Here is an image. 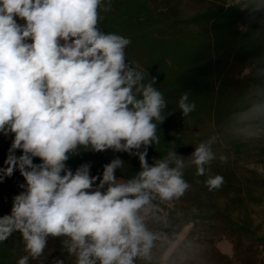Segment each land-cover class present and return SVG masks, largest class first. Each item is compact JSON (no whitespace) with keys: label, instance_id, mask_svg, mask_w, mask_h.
Returning a JSON list of instances; mask_svg holds the SVG:
<instances>
[{"label":"clouds","instance_id":"1","mask_svg":"<svg viewBox=\"0 0 264 264\" xmlns=\"http://www.w3.org/2000/svg\"><path fill=\"white\" fill-rule=\"evenodd\" d=\"M101 7L108 11L110 0H0V134L13 137L0 182L17 170L26 181L0 217V242L22 234L27 254L17 264L40 258L49 237L66 238L75 264H134L153 244L145 226L152 200L179 199L190 187L175 152L147 160L148 147L159 143L153 121L165 120L166 102L155 78L145 84L144 73L126 62L130 39L98 28ZM188 100L187 92L179 100L184 116L196 107ZM212 143L191 153L197 176L216 158ZM81 147L137 156L140 171L118 179L124 161L115 157L102 178L90 175L89 164L73 172L66 162ZM223 182L209 176L206 186Z\"/></svg>","mask_w":264,"mask_h":264},{"label":"trees","instance_id":"2","mask_svg":"<svg viewBox=\"0 0 264 264\" xmlns=\"http://www.w3.org/2000/svg\"><path fill=\"white\" fill-rule=\"evenodd\" d=\"M206 1L209 3L206 8L182 16L178 11V0H110L108 11L103 7L99 9L97 26L105 34L115 33L130 39L131 43L125 48L126 62H131L144 73L145 84L152 83L151 78H155L154 87L162 93L166 104L169 103L165 109L176 107L177 119L195 118L202 108L212 105L226 109L227 90L244 83L249 90L238 100L237 108L243 113L239 122L264 128V0H243L238 4H230L228 0ZM103 3L107 4L109 0H103ZM250 86H253L251 91ZM185 92L189 94L188 102L196 105L187 116L179 108V100ZM254 97L262 109L254 107ZM221 117H225L226 122L233 119H230L229 112ZM153 122L157 126L160 124L159 121ZM158 131L159 128L156 134ZM12 138L0 134V168L6 167L4 161ZM237 143L236 139L232 141L234 150ZM153 150V145L147 149L149 164H152L150 155ZM16 155L21 152L17 150ZM115 157L118 155L111 149L93 152L81 147L76 155L70 156L66 165L75 172L79 166L89 164L90 175L102 178L104 165ZM33 162L41 163L39 158H34ZM258 163L264 166V160ZM139 171L138 157L128 155L115 175L118 179L128 180ZM183 179L190 187L182 197L162 200L157 196L152 200L155 210L149 213L145 226L149 221L156 229L151 232L153 244L147 255L135 258L134 264H162L160 256L167 252L178 231L188 224L191 227L187 234L164 264H258L237 247L232 255L217 248L216 242L221 234L217 229L210 231L209 212L190 196L193 173H184ZM21 184L26 185V181L18 170L0 182V217L10 214L13 198L24 191ZM226 189L229 194L237 195V204L251 208L264 206V177L257 173H251L249 184L230 183ZM160 212L164 213L163 220L154 215ZM65 239L52 237V249L36 260L30 257L29 264H49L51 254L64 264H74L64 245ZM150 251L158 254L159 259ZM24 254L19 231L0 242V264H17Z\"/></svg>","mask_w":264,"mask_h":264},{"label":"rangeland","instance_id":"3","mask_svg":"<svg viewBox=\"0 0 264 264\" xmlns=\"http://www.w3.org/2000/svg\"><path fill=\"white\" fill-rule=\"evenodd\" d=\"M178 1L180 2L178 11L182 16L190 15L209 5L206 0ZM242 1L228 0V3L238 4ZM159 84L163 87L162 82ZM252 87L250 86V91ZM248 90L244 83L234 85L225 93L227 94V110L224 107L218 109L216 105H212L202 108L200 113L191 119H177L175 117L177 116L176 107L164 108L162 115L165 116V120L157 126L159 131L156 135L159 137V143H153L154 150L151 151L150 157L152 163L155 159L164 158L169 152H175L177 156L183 158L185 162L184 173L191 172L194 176V182H192L189 190L190 196L209 212L211 217L208 223L210 231L217 229V233L221 234L220 239L216 242L217 248L222 253L232 255L237 247L239 251L245 252L247 256L260 264L264 261V206L251 208L237 204L235 202L238 200L237 195L229 194L226 189L227 184L230 183L249 184L251 173H257L264 177V166L258 163V161L264 160V128L254 127L250 122H239L240 115L243 113L237 108L238 100L241 94L247 93ZM252 100L255 108L262 109L255 97ZM261 109L259 112L264 110ZM227 112L231 113L230 119L233 118L232 121L226 122L225 117H221ZM164 137L165 139H163ZM234 139L238 140L236 150L231 147ZM209 140L213 141L211 147L216 158L210 165L205 166L209 169L205 175L197 176L196 167L191 164V153L198 144ZM167 146H169L168 149ZM115 153L124 162L127 161L128 153ZM222 155L227 157L226 162L220 160ZM248 161L249 163H247ZM216 175H221L224 182L220 188L209 191L206 180L209 176L214 178ZM154 210L152 206L146 219H148L149 213ZM154 215L158 219H164V213L160 212ZM148 223L146 225L148 231L155 232V227L149 221ZM190 227L191 224H188L178 231L167 252L160 256L162 264L168 260L174 248L184 239ZM52 242V237H50L44 252L52 249ZM150 253L154 258L159 259L158 254L151 251ZM26 254L25 252L24 255ZM53 255L51 254L48 258L49 264H54L57 259ZM72 260L75 264L74 256H72Z\"/></svg>","mask_w":264,"mask_h":264},{"label":"crops","instance_id":"4","mask_svg":"<svg viewBox=\"0 0 264 264\" xmlns=\"http://www.w3.org/2000/svg\"><path fill=\"white\" fill-rule=\"evenodd\" d=\"M17 21H18V23H19V21H22V23H20V24H23L24 23V21L23 20H20L19 18H17Z\"/></svg>","mask_w":264,"mask_h":264}]
</instances>
